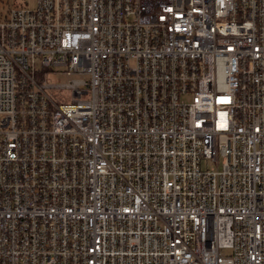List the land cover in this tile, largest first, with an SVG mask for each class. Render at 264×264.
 <instances>
[{"label":"built area","instance_id":"obj_1","mask_svg":"<svg viewBox=\"0 0 264 264\" xmlns=\"http://www.w3.org/2000/svg\"><path fill=\"white\" fill-rule=\"evenodd\" d=\"M0 264H264V0H0Z\"/></svg>","mask_w":264,"mask_h":264},{"label":"rangeland","instance_id":"obj_2","mask_svg":"<svg viewBox=\"0 0 264 264\" xmlns=\"http://www.w3.org/2000/svg\"><path fill=\"white\" fill-rule=\"evenodd\" d=\"M28 4L33 6L36 2V0H27ZM72 76L71 75H67L65 73H50L48 75V79L49 81L51 82H54V83H66L68 82L69 80H71ZM53 92L58 96V97H63L67 92V90H62V92H59V91H56V90H53ZM209 165H214L213 162H209ZM221 167V166H220Z\"/></svg>","mask_w":264,"mask_h":264}]
</instances>
